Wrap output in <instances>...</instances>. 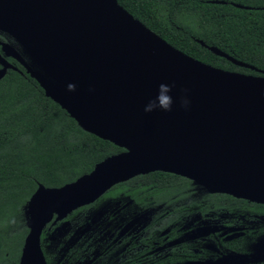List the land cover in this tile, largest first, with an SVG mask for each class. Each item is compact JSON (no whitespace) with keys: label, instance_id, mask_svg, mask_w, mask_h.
Here are the masks:
<instances>
[{"label":"water","instance_id":"obj_1","mask_svg":"<svg viewBox=\"0 0 264 264\" xmlns=\"http://www.w3.org/2000/svg\"><path fill=\"white\" fill-rule=\"evenodd\" d=\"M0 32L15 45L0 41V80L19 71L11 58L80 128L123 148L71 182L37 185L23 208L28 231L17 264H47L40 237L54 216L61 220L137 175L167 172L208 193L264 204V76L193 58L117 0H0ZM160 83L174 84L172 110L144 112Z\"/></svg>","mask_w":264,"mask_h":264},{"label":"trees","instance_id":"obj_2","mask_svg":"<svg viewBox=\"0 0 264 264\" xmlns=\"http://www.w3.org/2000/svg\"><path fill=\"white\" fill-rule=\"evenodd\" d=\"M117 1L134 18L193 58L225 70L264 76V0ZM198 39L255 70L214 54ZM8 60L19 71L8 69L0 80V264H17L28 231L23 208L37 185L58 187L71 182L122 148L80 128L45 96L21 65ZM189 181L154 171L120 185L149 186L158 197H169L184 190ZM206 195L216 207L232 208L245 202L227 194Z\"/></svg>","mask_w":264,"mask_h":264},{"label":"flooded vegetation","instance_id":"obj_3","mask_svg":"<svg viewBox=\"0 0 264 264\" xmlns=\"http://www.w3.org/2000/svg\"><path fill=\"white\" fill-rule=\"evenodd\" d=\"M138 176L54 216L40 237L47 264H264V204L216 207L190 181L169 197L121 188Z\"/></svg>","mask_w":264,"mask_h":264},{"label":"clouds","instance_id":"obj_4","mask_svg":"<svg viewBox=\"0 0 264 264\" xmlns=\"http://www.w3.org/2000/svg\"><path fill=\"white\" fill-rule=\"evenodd\" d=\"M69 91L75 90V85L70 83L67 85ZM174 88V84L160 83L157 85L156 95L154 99H150L144 105V112H152L156 110L161 111H171L173 106V96L171 95ZM181 104L184 107H187L189 101L186 97L181 98Z\"/></svg>","mask_w":264,"mask_h":264},{"label":"bare ground","instance_id":"obj_5","mask_svg":"<svg viewBox=\"0 0 264 264\" xmlns=\"http://www.w3.org/2000/svg\"><path fill=\"white\" fill-rule=\"evenodd\" d=\"M34 56V58L37 60V62L40 64V66H42V68L48 72L49 74H51L52 76H55V78H57L60 82L61 80L59 79V77L57 76V74L54 72V70L44 61L42 60L39 56H37L36 54H32Z\"/></svg>","mask_w":264,"mask_h":264},{"label":"rangeland","instance_id":"obj_6","mask_svg":"<svg viewBox=\"0 0 264 264\" xmlns=\"http://www.w3.org/2000/svg\"><path fill=\"white\" fill-rule=\"evenodd\" d=\"M0 40L1 41H6V42H10L13 46H15L14 45V42H13V39H11L7 34H5V33H3V32H0ZM24 57H25V55H24ZM26 58V57H25ZM124 188H129L128 186H125ZM132 191H131V194L133 195H136L137 194V192H135L133 189H131ZM200 191H201V189H200ZM23 216H24V214H23ZM24 220H25V218H24ZM25 225H26V221H25Z\"/></svg>","mask_w":264,"mask_h":264}]
</instances>
